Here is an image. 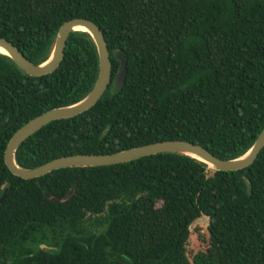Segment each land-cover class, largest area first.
I'll return each mask as SVG.
<instances>
[{
	"label": "trees",
	"instance_id": "obj_1",
	"mask_svg": "<svg viewBox=\"0 0 264 264\" xmlns=\"http://www.w3.org/2000/svg\"><path fill=\"white\" fill-rule=\"evenodd\" d=\"M75 18L102 31L111 82L91 109L26 139L19 167L170 140L223 160L251 148L264 127V0H0V37L39 65ZM116 52L127 68L117 92ZM97 72L86 32L71 33L57 69L41 77L0 53V264H264V148L232 172L173 153L32 180L9 172L12 134L82 100ZM201 217L207 248L190 261V226Z\"/></svg>",
	"mask_w": 264,
	"mask_h": 264
},
{
	"label": "water",
	"instance_id": "obj_2",
	"mask_svg": "<svg viewBox=\"0 0 264 264\" xmlns=\"http://www.w3.org/2000/svg\"><path fill=\"white\" fill-rule=\"evenodd\" d=\"M83 30H80V29ZM86 32L93 40L98 56V72L96 81L90 92L79 102L70 106L58 107L44 112L26 122L10 137L4 151V164L9 172L23 180L43 177L53 171L67 168L104 167L128 163L143 157L173 153L191 157L205 165H210L214 171L232 172L245 169L252 165L260 151L264 148V127L252 144L251 148L241 157L223 160L215 157L200 145L187 141H163L131 148L107 155L81 154L56 158L33 169L19 167L15 162V153L19 146L34 133L51 122L70 119L91 109L102 97L111 82V61L100 28L85 18H75L63 23L56 34L49 58L35 65L28 61L22 52L10 41L0 37L1 53L9 57L13 63L29 77H41L53 73L64 56V50L69 35L73 32ZM119 62V69L112 79L115 91H119L127 75L126 61L122 53H114ZM6 121L0 124V128ZM208 169H210L208 167ZM8 188L0 196V205L6 199Z\"/></svg>",
	"mask_w": 264,
	"mask_h": 264
},
{
	"label": "rangeland",
	"instance_id": "obj_3",
	"mask_svg": "<svg viewBox=\"0 0 264 264\" xmlns=\"http://www.w3.org/2000/svg\"><path fill=\"white\" fill-rule=\"evenodd\" d=\"M210 170L214 171L213 169ZM207 224V218L201 217L190 226V237L187 245V255L190 261L197 252L205 251L207 248Z\"/></svg>",
	"mask_w": 264,
	"mask_h": 264
},
{
	"label": "bare ground",
	"instance_id": "obj_4",
	"mask_svg": "<svg viewBox=\"0 0 264 264\" xmlns=\"http://www.w3.org/2000/svg\"><path fill=\"white\" fill-rule=\"evenodd\" d=\"M79 29H80V28H79ZM80 30H83V29H80ZM0 52H1V53H5V52H4L3 50H1V49H0ZM208 167L211 169V166H210V165H208Z\"/></svg>",
	"mask_w": 264,
	"mask_h": 264
}]
</instances>
